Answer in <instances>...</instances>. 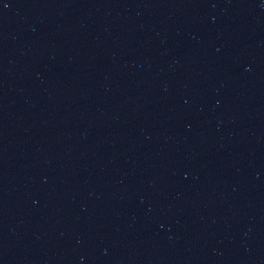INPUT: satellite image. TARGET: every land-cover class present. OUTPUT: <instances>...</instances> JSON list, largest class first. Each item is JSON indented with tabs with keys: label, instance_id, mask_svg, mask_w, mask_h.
I'll use <instances>...</instances> for the list:
<instances>
[{
	"label": "water",
	"instance_id": "obj_1",
	"mask_svg": "<svg viewBox=\"0 0 264 264\" xmlns=\"http://www.w3.org/2000/svg\"><path fill=\"white\" fill-rule=\"evenodd\" d=\"M264 85V0H0V107Z\"/></svg>",
	"mask_w": 264,
	"mask_h": 264
}]
</instances>
